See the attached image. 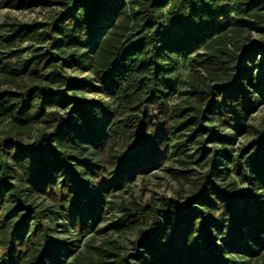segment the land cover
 <instances>
[{
  "label": "trees",
  "instance_id": "trees-1",
  "mask_svg": "<svg viewBox=\"0 0 264 264\" xmlns=\"http://www.w3.org/2000/svg\"><path fill=\"white\" fill-rule=\"evenodd\" d=\"M0 1L62 6L0 23V264H264V115L227 149L264 100V74L241 59L253 64L264 44L227 42L264 36V0ZM185 67L209 81L172 102ZM174 156L188 194L131 200L104 227L134 233L133 253L120 243L76 253L57 235L91 232L109 192Z\"/></svg>",
  "mask_w": 264,
  "mask_h": 264
},
{
  "label": "rangeland",
  "instance_id": "rangeland-1",
  "mask_svg": "<svg viewBox=\"0 0 264 264\" xmlns=\"http://www.w3.org/2000/svg\"><path fill=\"white\" fill-rule=\"evenodd\" d=\"M15 0H12L13 2ZM2 1H0V5ZM62 6L58 4H51L49 2H41L39 4H30L25 7L14 6V4H9L0 8V23L1 22H33V21H44L50 14H53L56 11H61ZM107 20L103 23L105 24ZM169 27L171 30H174L176 27L171 25L169 22ZM262 43L264 44V36L253 32L249 39L245 33H243L238 39H230L227 42L228 49H236L240 45H255ZM202 50H199L201 52ZM242 63L244 65H249L251 76L254 79H258L261 75L264 74V50L260 49L257 54V61L253 64H250L246 58H242ZM67 72L77 79L84 81L85 83H91L96 86L97 84L92 79V76L89 71H81L75 68H67ZM188 73V68L183 69V74L181 81L178 86V91L172 95V102L177 100L185 99L189 94L187 91L194 83H201L202 80L208 82L206 73L198 68V72L194 71L191 74ZM245 72H242L241 76H244ZM5 88H12L7 84H4ZM255 92L261 93V85H255ZM76 97L81 98L85 97L87 99H94L100 102H107L108 98L104 95L101 90H77ZM73 101L67 100L66 107L60 108L61 112L64 111L71 105ZM264 115V100L258 105L256 111L251 114L248 119V125L250 126L248 132H243L241 134H236L233 138V144L228 145L227 149L239 150L244 143H246L251 137L252 132L258 126L260 118ZM209 145V144H208ZM192 152V150H190ZM176 156L173 159L165 162L162 166L157 168H152L144 174L137 177L132 183L128 186L119 189L112 190L109 192L108 196L102 201L103 207V219L102 221L94 227L91 232L85 233H75L71 232L69 234L58 232L57 235L68 237L69 240L73 242L74 250L76 253H95V247L101 245H108L113 243H120L126 247V249L133 253L131 250V240L135 236L132 232H125L118 234L116 232L105 230L104 227L109 224L112 220L117 219L121 216L122 205L128 203L131 200H136L140 203H145L150 200L158 201L162 196L169 197H178V195L186 196L190 190V182L184 180L178 175H175L172 170H181L184 169L180 163L177 162ZM218 167L223 166V160L218 158ZM200 165L193 163L190 168L194 173H202L208 169L209 164L204 160L200 162ZM95 255V254H94Z\"/></svg>",
  "mask_w": 264,
  "mask_h": 264
}]
</instances>
